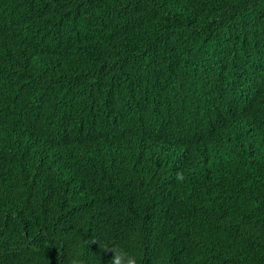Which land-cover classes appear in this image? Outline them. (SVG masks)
Masks as SVG:
<instances>
[{
  "label": "trees",
  "instance_id": "16d2710c",
  "mask_svg": "<svg viewBox=\"0 0 264 264\" xmlns=\"http://www.w3.org/2000/svg\"><path fill=\"white\" fill-rule=\"evenodd\" d=\"M79 1L0 0V264H264V0Z\"/></svg>",
  "mask_w": 264,
  "mask_h": 264
},
{
  "label": "clouds",
  "instance_id": "9594fccd",
  "mask_svg": "<svg viewBox=\"0 0 264 264\" xmlns=\"http://www.w3.org/2000/svg\"><path fill=\"white\" fill-rule=\"evenodd\" d=\"M85 1L86 0L79 1L77 10L82 7ZM177 179L183 180L182 174L178 173ZM93 243L97 242L93 241ZM100 249L103 252H110L112 254L109 264H139L137 255L132 254L124 248H119L115 246L104 247L100 245ZM69 264H84V261L80 258V254L77 252L71 257V259L69 260Z\"/></svg>",
  "mask_w": 264,
  "mask_h": 264
}]
</instances>
